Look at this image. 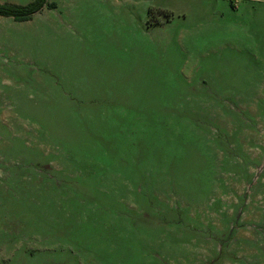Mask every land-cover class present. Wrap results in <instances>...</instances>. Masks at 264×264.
<instances>
[{"label":"rangeland","instance_id":"374dc122","mask_svg":"<svg viewBox=\"0 0 264 264\" xmlns=\"http://www.w3.org/2000/svg\"><path fill=\"white\" fill-rule=\"evenodd\" d=\"M0 264H264V0L0 16Z\"/></svg>","mask_w":264,"mask_h":264},{"label":"trees","instance_id":"16d2710c","mask_svg":"<svg viewBox=\"0 0 264 264\" xmlns=\"http://www.w3.org/2000/svg\"><path fill=\"white\" fill-rule=\"evenodd\" d=\"M45 5V0H33L25 6L0 4V16L11 18L15 22H23L37 13ZM47 8H52L51 4Z\"/></svg>","mask_w":264,"mask_h":264}]
</instances>
